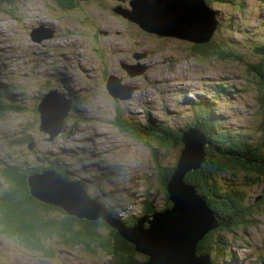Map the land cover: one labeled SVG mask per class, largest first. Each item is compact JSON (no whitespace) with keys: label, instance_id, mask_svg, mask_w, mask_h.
I'll return each mask as SVG.
<instances>
[{"label":"rangeland","instance_id":"1","mask_svg":"<svg viewBox=\"0 0 264 264\" xmlns=\"http://www.w3.org/2000/svg\"><path fill=\"white\" fill-rule=\"evenodd\" d=\"M5 1L0 4V99L12 93L7 103L19 109L0 115V169L15 163L23 168L55 167L62 175L67 172L70 183L85 185L91 199L124 219L145 215L147 208L150 214L152 208H164L169 196L168 181L159 180L158 167L173 168L183 144L164 149L138 128L167 127L180 132L188 120L198 117L188 103L206 108L205 96H215L225 128L258 145L264 155V51H256L264 46V0H208L219 21L212 38L204 43H211L208 50H201L211 56L195 53L189 41L146 32L112 10L129 8V0H86L72 6L63 5L66 0ZM41 25L53 29V36L36 42L31 33ZM220 51L222 56L214 55ZM123 63L143 65L145 71L131 77ZM61 70L64 73L59 75ZM109 77L118 79L112 81L115 93L113 84L132 86L130 98H113L107 89ZM50 90L72 106L65 128L53 140L39 130L42 111L36 109ZM119 113L126 128L133 127L135 132L117 125ZM69 127L71 133L66 135ZM147 141L157 148L156 156ZM60 147L80 153L71 155ZM202 165L197 170L206 164ZM220 174L217 180L223 189L245 193L248 216L238 227L211 234L218 243L215 249L211 242L212 255L206 254L214 264H264V176L233 164ZM5 181L0 170V191ZM60 209L63 213L52 214L56 223L68 216ZM50 218L48 214L40 219ZM55 231L43 230V237L38 234L44 247L55 254L46 258L27 248L23 239L0 230V264H117V258L96 246L92 249L100 254L87 255L81 250L84 246L68 242L64 232ZM196 249V256L205 254Z\"/></svg>","mask_w":264,"mask_h":264},{"label":"water","instance_id":"2","mask_svg":"<svg viewBox=\"0 0 264 264\" xmlns=\"http://www.w3.org/2000/svg\"><path fill=\"white\" fill-rule=\"evenodd\" d=\"M128 4L129 8L117 6L112 10L142 30L158 36L204 44L218 27L215 11L206 0H129ZM31 36L34 41L41 42L53 36V29L41 25L32 31ZM134 57L138 59V54ZM122 67L131 77L145 71L143 65L127 68L123 63ZM113 80L118 79L109 77L107 81L108 92L113 98H130L132 86L120 88L113 84L115 93ZM55 93V90H50L37 106L38 111H42L39 130L49 135L48 140H53L63 131V120L72 109L70 100L55 96ZM188 130L183 132L181 156L172 180L167 184L170 207L132 218L133 224L117 218L101 203L91 199L82 185L70 183L53 169L31 174L27 179L29 193L43 204L60 206L69 216L79 220L105 221L134 246L135 252L146 257L144 264H212L209 254L196 256V247L206 235L217 229L219 220L205 196L195 185L183 179L185 173L196 171L203 164L207 140L197 127Z\"/></svg>","mask_w":264,"mask_h":264},{"label":"trees","instance_id":"3","mask_svg":"<svg viewBox=\"0 0 264 264\" xmlns=\"http://www.w3.org/2000/svg\"><path fill=\"white\" fill-rule=\"evenodd\" d=\"M5 2V0H0V4ZM207 3L210 5V1ZM217 22H219L218 18ZM259 41L263 42L262 39H259ZM192 44L194 46L195 53L211 56V52H201L203 49L208 50L207 48L211 43L206 45ZM256 51H264V46L261 45ZM216 54L222 56L221 51L215 53L214 55ZM261 56L264 57V54L261 53ZM256 69L258 72H262L260 66L256 67ZM61 88L64 89V92L66 91L65 93H68L66 87ZM69 93L73 94L74 92L70 91ZM9 95L11 97L13 96L12 93H9ZM9 95L7 93V96H4V100L0 99V115L5 111H18L19 109L18 106L7 103L8 99L10 98ZM206 97L208 96H205V98ZM1 101L5 103H1ZM215 102L216 99L214 97L207 99L208 106H206V108L196 106L197 104L194 101L190 102L188 108L195 110L198 113V117L195 112L196 117L188 120L186 126L180 132L176 133L175 130H169L167 127H159V129H156L158 127H150V129L139 126L138 129L142 134L147 135L149 138H156L158 140L157 144L164 149H171L173 147L182 145L181 139H183V131H186L191 127H197L201 132H203L208 142L204 150L205 155L202 167L205 164L206 165L200 170L188 172L185 176V181L195 185L198 192L205 196L209 207L214 211L216 217L219 220L220 225L217 227V229L231 230L234 227H238V225L248 216V210L243 204L245 193L234 189H228L224 191L222 188L223 186L219 185L220 183L218 182L217 178L221 176V172L227 171L232 164L234 165V168L239 166L240 169L247 170L253 174L257 173L256 175L258 176H264V155H262V149L258 145L249 144L245 139L235 136L236 133L225 128V118L217 112L215 108ZM205 114L207 115L205 116ZM67 117L65 119H67ZM120 118L121 114L119 113V121L117 122V125L120 126L121 129L129 132L131 131V133L135 132L133 127L130 129L126 128V122H124L122 118L120 120ZM65 119L63 120V129L65 128ZM70 129V127L67 128L66 135L67 133H70ZM135 136L137 138H143V136L138 133H136ZM28 140H31V137H29V139H27L25 142ZM147 143V146L151 145L152 147V142L147 141ZM151 149L153 155H155V153L157 154V148L152 147ZM68 153L73 155L80 152L72 151ZM16 164L17 163H15V166L8 165L9 167L5 169L2 168L3 170L0 169L3 177L6 180L5 189L0 191V230L6 234L14 235L23 239V242L27 245V248L38 252L40 255L46 258H52L55 256V254L51 248L44 247V242L40 239L38 234L43 237L41 231L56 230L55 232H64L62 235L68 242L84 246L81 250L93 258L100 254V250L106 255L117 258V264H132V262L134 264H144L146 257H143L141 254L135 252L134 246L131 243L121 238L113 228L109 227L105 221H102L101 219L98 221L89 222L85 220H79L69 215H64L65 217L59 223H56V217L52 216V214L54 215V213H63V211L60 209L61 207L53 204H43L38 200L33 199L29 193V187L27 185V179L31 174L41 172L46 168H33L32 166L27 165L23 168L22 164L19 166ZM176 166L177 164H175L173 168L168 167L165 169L159 166V180H165L167 183V181L170 180L174 175V168ZM53 169L59 171V169L55 167H53ZM61 171L63 170H60V172ZM62 173L65 178H69L64 174L67 172L63 171ZM95 179H99V177L96 176ZM254 181L255 180L252 181L253 184ZM80 184L86 190V186L82 183ZM165 199V207H170L171 203L168 199V194H166ZM102 205L104 206V204ZM107 209L110 210L117 218L125 221L126 223H134V220L130 221L134 217L124 219L123 217H120V215L114 213L111 209ZM152 209L153 210H151L150 214L158 211L154 210V208ZM147 211L148 212L146 213H149L150 210ZM48 214L49 217H51V221H42L41 219ZM102 229H104L107 234L109 233L110 236L104 234ZM216 230L211 231L204 237L203 240L199 242L198 249L200 253H210V255H212V246L210 243L213 242L214 248L216 249L218 242L217 238H214L213 240L210 236L211 234L215 233ZM216 234L218 235V233ZM112 241H115L116 244L112 245ZM93 246H96L99 250H97L95 247L92 249ZM229 254L231 253H227L228 257H230ZM125 257H127L126 261L124 260ZM141 257L143 258V261L139 260ZM235 261L237 260L235 259ZM212 264H214L213 260Z\"/></svg>","mask_w":264,"mask_h":264},{"label":"bare ground","instance_id":"4","mask_svg":"<svg viewBox=\"0 0 264 264\" xmlns=\"http://www.w3.org/2000/svg\"><path fill=\"white\" fill-rule=\"evenodd\" d=\"M226 20V19H225ZM3 52H7V50H3ZM64 58L66 59V57L64 56ZM66 60H68V59H66ZM127 67V66H126ZM131 67V66H130ZM130 67H127V68H130ZM132 68V67H131ZM60 73H59V75H61V74H63L64 73V70H61V71H59ZM86 74L87 75H89V73L88 72H86ZM208 76V75H207ZM210 76V75H209ZM66 92V91H65ZM211 97H215V96H211ZM207 99H209L210 97H206ZM38 104H40V102L38 103ZM189 104H190V102L188 103V107H189ZM72 127V126H71ZM74 128H75V126H74ZM73 128V129H74ZM75 132V131H74ZM71 133V132H70ZM99 133H101V132H99ZM99 136H102V134H99ZM48 139V138H47ZM90 141H92V138L90 139ZM93 142V141H92ZM181 142H182V144H183V139H181ZM182 147H183V145H182ZM61 148V147H60ZM84 149V148H83ZM69 150H71V148H66V147H63V148H61L60 149V151H62V152H66V153H68V151ZM182 152V151H181ZM180 156H181V154H180ZM180 158V157H179ZM179 160V159H178ZM177 163H178V161H177ZM176 163V164H177ZM188 172H190V171H188ZM187 172V173H188ZM187 173H185L184 175H183V179L185 180V176H186V174ZM173 177V176H172ZM170 180H172V178L170 179ZM4 262V261H3ZM6 263V262H5Z\"/></svg>","mask_w":264,"mask_h":264},{"label":"flooded vegetation","instance_id":"5","mask_svg":"<svg viewBox=\"0 0 264 264\" xmlns=\"http://www.w3.org/2000/svg\"><path fill=\"white\" fill-rule=\"evenodd\" d=\"M78 1H72V2H67V1H63L62 2V4L63 5H69V6H72V5H75L76 3H77ZM206 2H208V0H206ZM224 191H226V190H228V189H226V188H224L223 189ZM229 190H231V189H229ZM102 232L105 234V232H104V230L102 229ZM125 261L127 260V257H125V259H124ZM87 264V263H86ZM89 264V263H88ZM132 264H134L133 262H132Z\"/></svg>","mask_w":264,"mask_h":264}]
</instances>
